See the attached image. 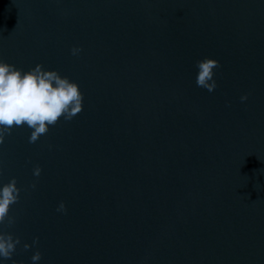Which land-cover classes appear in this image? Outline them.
Segmentation results:
<instances>
[{"label":"water","instance_id":"obj_1","mask_svg":"<svg viewBox=\"0 0 264 264\" xmlns=\"http://www.w3.org/2000/svg\"><path fill=\"white\" fill-rule=\"evenodd\" d=\"M0 59L83 94L0 144V186L21 188L0 264H264V0H0Z\"/></svg>","mask_w":264,"mask_h":264},{"label":"clouds","instance_id":"obj_2","mask_svg":"<svg viewBox=\"0 0 264 264\" xmlns=\"http://www.w3.org/2000/svg\"><path fill=\"white\" fill-rule=\"evenodd\" d=\"M81 51L78 47L71 49L72 55ZM198 73L196 84L209 92L216 87L214 69L219 68L216 59L204 57L196 62ZM247 96H242L244 101ZM83 108V94L79 85L68 77L61 76L56 70H44L43 65L24 71L15 65L0 59V144L5 136L11 135L16 127L27 126L32 129L29 142L35 143L42 135L55 126L63 117L71 121ZM42 169L35 166L33 174L40 176ZM32 188L36 184L31 185ZM21 188L17 186L15 177L0 186V259H12L21 240L14 233L8 231L17 223V217L11 214L12 206L20 200ZM58 212H66L63 201L60 202ZM39 243L34 238L32 245L23 244V250L28 251ZM42 259V253L37 249L31 256L33 264ZM13 264H17L13 260Z\"/></svg>","mask_w":264,"mask_h":264}]
</instances>
